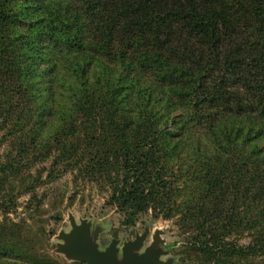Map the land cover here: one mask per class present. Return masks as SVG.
I'll use <instances>...</instances> for the list:
<instances>
[{"label":"trees","instance_id":"trees-1","mask_svg":"<svg viewBox=\"0 0 264 264\" xmlns=\"http://www.w3.org/2000/svg\"><path fill=\"white\" fill-rule=\"evenodd\" d=\"M0 131V264L68 174L179 264H264V0H0Z\"/></svg>","mask_w":264,"mask_h":264},{"label":"rangeland","instance_id":"rangeland-1","mask_svg":"<svg viewBox=\"0 0 264 264\" xmlns=\"http://www.w3.org/2000/svg\"><path fill=\"white\" fill-rule=\"evenodd\" d=\"M1 137L2 132L0 131V139ZM10 149L11 144L8 141L0 145V160L5 157L6 151ZM37 167H41V164ZM38 194L39 198H43L44 201L39 209H36L37 201H34L32 208L35 212L32 217H29L31 215L26 211L30 194H23L19 197L18 211L11 213L10 217L14 220L28 217L30 242L37 248V258L42 260L43 264L86 263L68 260L63 254L57 253L55 250L58 242L57 234L61 230L68 231L71 228L69 213H73L77 220L88 218L95 225L103 228L99 238L102 248L109 244L115 230H119L118 237L123 244L124 241L133 239L137 232L142 233L149 227L150 234L145 242V245H149L154 232L157 229H162L164 231L162 237L166 240L165 247L169 251L162 258H172V264H179L181 261L180 251L183 245V237L171 220L155 217L150 213L142 217L135 225H124L121 214L106 205V192L90 184L75 186L69 174L55 183L39 187ZM0 219H2V215H0ZM21 262L22 264H29L27 260Z\"/></svg>","mask_w":264,"mask_h":264},{"label":"water","instance_id":"water-1","mask_svg":"<svg viewBox=\"0 0 264 264\" xmlns=\"http://www.w3.org/2000/svg\"><path fill=\"white\" fill-rule=\"evenodd\" d=\"M71 228L61 230L57 234L56 252L63 254L68 260L90 264H172L173 259H163L168 254L164 231L157 229L149 245L145 242L150 234L147 227L142 233L137 232L133 239L121 244L119 230L113 232L111 241L104 248L99 242L103 228L95 225L88 218L77 220L69 213Z\"/></svg>","mask_w":264,"mask_h":264}]
</instances>
